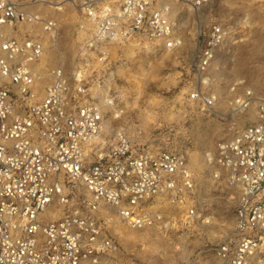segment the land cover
<instances>
[{
	"label": "built area",
	"instance_id": "built-area-1",
	"mask_svg": "<svg viewBox=\"0 0 264 264\" xmlns=\"http://www.w3.org/2000/svg\"><path fill=\"white\" fill-rule=\"evenodd\" d=\"M65 1L85 34L71 71L40 66L44 38L57 48L56 18L0 0V264H119L101 211L130 229L169 224L170 206L183 207L185 220H206L193 204L195 177L184 155L139 148L121 129L101 136L110 107L116 118L122 113L110 86L114 45L176 49L179 5L198 11L210 0ZM229 33L214 21L198 40L188 99L209 111L217 103L210 67ZM89 61L96 65L88 72ZM254 101V119L205 153L212 177L235 200L232 235L213 247L222 264H264V97L246 89L230 105L241 114Z\"/></svg>",
	"mask_w": 264,
	"mask_h": 264
},
{
	"label": "rangeland",
	"instance_id": "rangeland-1",
	"mask_svg": "<svg viewBox=\"0 0 264 264\" xmlns=\"http://www.w3.org/2000/svg\"><path fill=\"white\" fill-rule=\"evenodd\" d=\"M21 2L31 11L54 16L59 25L56 49L44 38L48 48L41 68L63 63L66 71H71L85 37L78 29L77 11L65 0ZM179 9L183 46L172 50L175 61H160L165 48L155 46V52L148 51L147 43L139 40L112 48L110 86L119 95L123 113L113 118L115 108L110 107L107 120H114L101 138L107 140L121 129L139 148L184 155L195 177L193 204L209 222L185 220L183 207L170 206L166 207L169 224L130 229L119 223L113 212L101 211L98 216L119 245V264H222L213 247L228 239L234 227L233 190L212 177L205 153L211 152L219 139L254 119L255 101L237 114L230 105L234 97L246 89L254 99L264 97V0H210L198 11L183 4ZM214 21L227 25L230 33L210 67V88L217 103L209 111L190 101L188 95L197 84L193 65L198 40ZM89 64L88 72L96 63Z\"/></svg>",
	"mask_w": 264,
	"mask_h": 264
},
{
	"label": "bare ground",
	"instance_id": "bare-ground-1",
	"mask_svg": "<svg viewBox=\"0 0 264 264\" xmlns=\"http://www.w3.org/2000/svg\"><path fill=\"white\" fill-rule=\"evenodd\" d=\"M179 23H180V21L177 24H179ZM181 46H183V40H182V42H181V44H180L179 47H181ZM146 47H147V50L148 51H154L155 52V45L153 43L147 42ZM114 50H115V48H114ZM159 59H161L160 61H162V62H165V61H175L176 60V57L173 55L172 50H170V49H163V52L161 53ZM115 112H116V110H114V113ZM122 113H123V109H122ZM120 116H121V114H120ZM116 117L117 116H115V115L113 116V118H116ZM113 120L114 119H112V118H110V119L107 120L106 125H105V128H104V132L105 131L108 132L110 130L111 125H112L111 123H112ZM205 222H209V220L206 219Z\"/></svg>",
	"mask_w": 264,
	"mask_h": 264
}]
</instances>
